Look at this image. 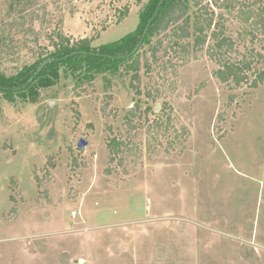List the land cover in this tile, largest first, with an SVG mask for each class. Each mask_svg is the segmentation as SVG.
Wrapping results in <instances>:
<instances>
[{
    "label": "rangeland",
    "instance_id": "obj_1",
    "mask_svg": "<svg viewBox=\"0 0 264 264\" xmlns=\"http://www.w3.org/2000/svg\"><path fill=\"white\" fill-rule=\"evenodd\" d=\"M150 3L0 0V72L47 57L58 34L120 41ZM222 13L235 42L225 57L252 60L253 80L264 35ZM158 38L93 80L0 92V264H264V84L221 83L212 41L184 53L164 38L154 59ZM113 140L127 144L117 156Z\"/></svg>",
    "mask_w": 264,
    "mask_h": 264
},
{
    "label": "trees",
    "instance_id": "obj_2",
    "mask_svg": "<svg viewBox=\"0 0 264 264\" xmlns=\"http://www.w3.org/2000/svg\"><path fill=\"white\" fill-rule=\"evenodd\" d=\"M160 1L151 0L141 16L139 30L120 41L101 46L99 49L92 48L87 40L72 44L70 39L58 34L57 41L53 43L55 49L47 57L39 59L34 65L26 67L15 76L8 77L0 72V92L11 96L18 95L23 98L31 96L34 98L38 87H50L58 82L63 75H79L81 79L91 77L93 80L92 76L95 74L113 70L117 64L130 62L133 57L138 56V52L143 47L134 56L129 57L142 39L145 28L155 14ZM188 1L190 0L164 1L143 43V45L148 44L151 38L159 37L151 49L152 58L156 59L162 51L164 38L170 37L174 46L184 53H189L191 49L193 52L202 51L207 43L212 41L213 44L208 48L209 56L219 66L214 71V76L221 83L229 85L233 89L240 88L246 83L250 84L251 88L258 89L264 84V71L258 72L256 77L250 80L249 73L253 64L252 60L248 62L232 61L225 57L234 49L235 42L226 35L225 19L222 13L224 11H237L238 15L245 21L246 26L249 25L250 30H246V32L254 40L256 39V31L264 35V9L258 12L249 3V0H212V7L221 11L217 15L210 4L203 5L200 0H191L198 10L196 19L191 22ZM258 1L261 2V0ZM189 40L193 41L188 42ZM257 57L261 59L262 55L257 54ZM48 60H53V62L46 65L32 83L28 84ZM136 65L137 70H139V63ZM146 66L147 70L151 69L148 61H146ZM24 86L26 88L22 89ZM131 113L129 114L131 115ZM122 146L127 147V144L117 140H113L110 145L112 150L116 149V156L123 151ZM40 184H42L41 181Z\"/></svg>",
    "mask_w": 264,
    "mask_h": 264
},
{
    "label": "water",
    "instance_id": "obj_3",
    "mask_svg": "<svg viewBox=\"0 0 264 264\" xmlns=\"http://www.w3.org/2000/svg\"><path fill=\"white\" fill-rule=\"evenodd\" d=\"M164 1H165V0H161V1H160L159 6H158V8H157L155 14L153 15L152 19L149 20V22H148V24H147V26H146V28H145V31H144L143 36H142V39L140 40L139 44L137 45L135 51L131 54V56L134 55V54L139 50V48L141 47V45L144 43V41H145V39H146V37H147V35H148L149 29H150V27H151V25H152V23H153L155 17L157 16L158 12L160 11V9H161V7H162ZM52 62H53V60H48V61H46V62L40 67V69H39L38 72L35 74V76L29 81L28 84L32 83V81L34 80V78H36V77H37V76L43 71V69L45 68V66L48 65L49 63H52ZM26 86H27V85H26ZM26 86H24L22 89L26 88ZM86 146H87V142L84 141V140H81L80 143H79V147H81V148H85Z\"/></svg>",
    "mask_w": 264,
    "mask_h": 264
}]
</instances>
